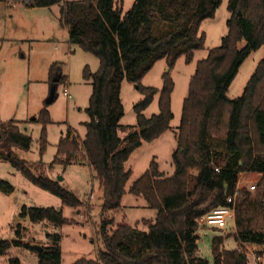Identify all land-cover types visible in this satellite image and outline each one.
I'll return each mask as SVG.
<instances>
[{"label":"trees","instance_id":"trees-1","mask_svg":"<svg viewBox=\"0 0 264 264\" xmlns=\"http://www.w3.org/2000/svg\"><path fill=\"white\" fill-rule=\"evenodd\" d=\"M123 1H30L38 8L60 5L70 42L100 59L97 72L85 70L93 88L86 136L80 140L70 131L59 144V154H66L68 164L81 161L78 158L83 154L102 189L99 233L103 247L96 259L83 258L74 264H252L244 245L264 253V57L243 94L231 99L228 93L243 62L264 47V0H229L228 32L222 43L210 48L207 57L198 62L184 101L172 156L174 173L166 175L153 160L129 187L157 211L155 220H144L148 230L115 225V214L122 209L132 175L126 163L143 143L170 128L175 87L170 69L179 57L185 55L190 60L195 50L204 47L206 36L200 33V25L215 16L222 0H135L126 12ZM243 40L247 44L241 48ZM160 59H166L169 66L163 75L160 112L147 117L144 111L159 90L142 86L141 80ZM49 75L55 91L56 83L65 79L59 62L51 64ZM125 79L144 95L134 107L138 117L134 126L121 124ZM36 120L44 127V139L45 127L51 123L48 111L44 109ZM32 141L16 121L3 123L0 119V148L11 150L5 156L19 171L60 196L65 205L79 203L72 192L49 177L35 174L13 155L14 148L29 150ZM243 172L261 175L254 190L238 186ZM0 191L13 194L15 187L0 180ZM235 195L233 236L239 247H225L223 238L216 236L211 263L198 254V231L205 225L199 221L214 209L228 206V198ZM20 216L33 223L65 222L63 210L55 207L23 206ZM17 234L15 240L0 237V255L13 246H27L21 241L20 230ZM48 236L53 244L41 246L39 264H62L61 236ZM10 263L21 261L12 258Z\"/></svg>","mask_w":264,"mask_h":264},{"label":"rangeland","instance_id":"rangeland-1","mask_svg":"<svg viewBox=\"0 0 264 264\" xmlns=\"http://www.w3.org/2000/svg\"><path fill=\"white\" fill-rule=\"evenodd\" d=\"M134 2L135 0H124V12L131 9ZM228 3L229 0H222L215 16L202 21L200 33L206 36L204 47L195 50L190 60L185 55L179 57L170 69L175 83L172 93L174 117L165 133L151 142L143 143L127 161L126 169L132 171V175L127 183V193L122 199V209L115 214V225L128 224L148 230L144 220H155L157 211L148 206L144 197L131 193L129 187L153 160L158 162L160 170L166 175L174 173L172 156L177 145V131L181 124L184 101L189 94L198 62L207 57L210 48L219 46L228 32ZM3 4L6 11H0V119L3 123L16 121L21 132L33 139L29 150L14 148L13 155L24 160L26 168L35 174L49 177L72 192L79 203L65 205L60 196L36 184L19 171L5 156L11 150L0 148V180L15 187L13 194L0 191V237L18 239L17 232L20 230L21 241L27 245L13 246L7 254L0 255V264H11L12 258H19L21 264H39V248L53 244L48 233L61 236L62 264H74L83 258L96 259L99 249L103 247L99 233L102 189L95 171L83 161V154L78 158L81 161L68 164L65 162L66 154H59V144L70 131L80 140L86 136V122L90 120L87 109L93 88L91 80L85 76V70L88 68L93 73L97 72L100 59L70 42L60 5L31 10L24 5L26 3L15 8L11 2L4 1ZM246 44L243 40L240 47ZM263 57L264 47L247 57L230 86L229 98L235 99L243 94ZM54 62L60 63L65 77L63 81L56 83L55 91L49 75L50 66ZM168 70V61L160 59L141 80L142 86L159 90L144 111L147 117L160 112L163 75ZM65 88H68L69 95L64 94ZM52 92H55L54 100L48 103ZM143 97V92L136 84L127 79L122 82L124 115L121 124L137 125L138 117L134 107ZM44 109L48 111L51 123L45 127L43 139L44 127L36 119ZM121 136L125 137V133H121ZM260 177L256 173L243 172L238 186L248 188L253 184L257 185ZM23 206L62 209L65 222L62 225L47 221L33 223L20 216ZM234 222L235 220L230 219L223 228L201 225L198 231V254L212 263V242L216 236L223 238L225 247H239L240 243L233 236ZM251 248L254 251L261 250ZM261 256V264H264V253Z\"/></svg>","mask_w":264,"mask_h":264},{"label":"built area","instance_id":"built-area-1","mask_svg":"<svg viewBox=\"0 0 264 264\" xmlns=\"http://www.w3.org/2000/svg\"><path fill=\"white\" fill-rule=\"evenodd\" d=\"M27 3H30L29 0H24ZM65 95H69L68 88H65L64 90ZM219 168H217V171ZM256 188V185L253 184L250 186L251 190H254ZM235 200L236 195L231 196L228 198V206L224 207H218L214 209L213 211L209 212L208 214L204 215L200 219L201 224L210 225V226H216V227H225L230 219L235 220L236 218V209H235ZM244 249L246 250V254L252 264H261L262 256L259 252L254 251L250 246L244 245Z\"/></svg>","mask_w":264,"mask_h":264},{"label":"crops","instance_id":"crops-1","mask_svg":"<svg viewBox=\"0 0 264 264\" xmlns=\"http://www.w3.org/2000/svg\"><path fill=\"white\" fill-rule=\"evenodd\" d=\"M3 2L4 1H2V0H0V11L1 12H3V11H6L5 9H3V7H4V4H3ZM7 2H11L12 4H13V7L15 8L17 5H21V4H23V3H26V4H24V5H26L29 9H31V10H36V9H39L38 7H33L32 5H30V3H27V2H25V1H23V0H20V1H7ZM19 7V6H18ZM51 7H53V6H51ZM51 7H49V8H51ZM45 8H48V7H45ZM0 25H2V24H0ZM234 224H235V222H234Z\"/></svg>","mask_w":264,"mask_h":264},{"label":"water","instance_id":"water-1","mask_svg":"<svg viewBox=\"0 0 264 264\" xmlns=\"http://www.w3.org/2000/svg\"><path fill=\"white\" fill-rule=\"evenodd\" d=\"M54 97H55V92H52V93H51V96H50V98H49V100H48V103H49V102H53ZM39 250L41 251L42 248L40 247Z\"/></svg>","mask_w":264,"mask_h":264}]
</instances>
